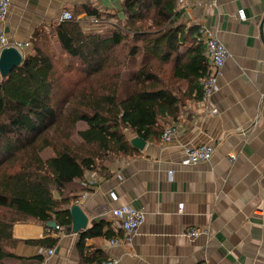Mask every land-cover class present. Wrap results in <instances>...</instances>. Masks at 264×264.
<instances>
[{"label": "crops", "instance_id": "crops-1", "mask_svg": "<svg viewBox=\"0 0 264 264\" xmlns=\"http://www.w3.org/2000/svg\"><path fill=\"white\" fill-rule=\"evenodd\" d=\"M122 1L12 0L3 33L9 42L29 43L24 58L40 35L61 22L62 13L69 12L83 25L93 22L87 8L122 18ZM178 9L186 15L187 28L205 27L227 49L218 91L211 99L218 114L209 115L194 94L183 96L186 83L177 84L179 114L159 120L158 126H173L178 132L166 144L159 137L145 141L141 151L119 155L108 163L105 175L86 173L68 209H81L87 217L85 230L102 223L103 233L116 234L119 223L111 208L130 205L144 211V224L130 245L111 247L104 237L85 240L86 248L101 251L116 264H264V0H218L216 7ZM238 10L244 12V21L238 19ZM124 134L129 141L135 138L131 130ZM201 145L215 148L211 161L179 167L184 150ZM229 155L236 160L230 162ZM90 180L96 183L86 188ZM109 190L118 197L115 203L108 199ZM46 227L15 223L12 238L20 243L13 253L23 258L41 255L44 264H82L77 244L85 230L68 233ZM193 228L206 234L188 240L184 233ZM47 238L57 240L53 248L26 244ZM45 250L53 255L47 257Z\"/></svg>", "mask_w": 264, "mask_h": 264}, {"label": "trees", "instance_id": "trees-1", "mask_svg": "<svg viewBox=\"0 0 264 264\" xmlns=\"http://www.w3.org/2000/svg\"><path fill=\"white\" fill-rule=\"evenodd\" d=\"M178 1L123 0L122 18L87 8L93 22H59L34 41L20 66L0 78V211H5L0 215V264L43 262L41 255L13 253L20 243L12 238L13 225L35 222L46 227L55 222L70 233L68 206L76 200L77 182L88 172L105 175L114 158L136 152L126 130L143 141L161 137L158 121L179 114L177 84L186 83L183 96L202 99L200 81L209 60L198 41L199 27H186ZM50 39L77 62L79 79L65 91L55 86ZM140 52L139 67L124 78ZM78 123L86 128L78 130ZM46 150L52 156L44 159ZM103 228L100 223L79 233L82 264L108 260L84 245L86 239L110 240L120 234L103 233ZM56 243L49 238L26 242L43 249Z\"/></svg>", "mask_w": 264, "mask_h": 264}, {"label": "built area", "instance_id": "built-area-1", "mask_svg": "<svg viewBox=\"0 0 264 264\" xmlns=\"http://www.w3.org/2000/svg\"><path fill=\"white\" fill-rule=\"evenodd\" d=\"M218 0H189L186 4L185 0H179L178 5L180 7H195L198 5L206 4L211 7H216ZM12 7V0H0V53L4 48L13 47L17 49L22 55L25 49L29 47V43H17L9 42L3 33L2 23L7 18L10 9ZM238 19L240 21L245 20L244 12L238 10ZM60 21H77L69 12H64L60 16ZM198 41H200L205 47V55L209 60V69L207 74L201 79L200 85L202 89L201 103L204 105L205 111L209 115H217L218 109L211 103L212 97L218 91V80L221 76L222 70L228 59V52L224 44L208 29L205 27L199 28ZM178 132L173 126H167L163 129L160 140L162 143H168L171 138ZM215 148L212 145H201L198 147H188L184 150V159L179 163V167H193L205 163H209L214 155ZM230 162L236 160L235 155L228 156ZM173 171H169L168 174L172 175ZM96 180H90L84 183L86 188H93ZM108 199L111 203H115L118 199L116 193L113 190L107 192ZM179 213L183 211V204L177 206ZM110 215L116 219L119 223L120 234L114 236L109 240L111 247H117L122 245H130L138 230L144 224L145 213L142 210L135 209L130 205H122L116 208L110 209ZM56 231H64L63 228L55 226ZM203 233L198 229H188L184 236L188 240H194ZM44 254L47 257L53 255L52 250H45ZM44 264V263H42ZM102 264H116V261L111 259L106 260Z\"/></svg>", "mask_w": 264, "mask_h": 264}, {"label": "rangeland", "instance_id": "rangeland-1", "mask_svg": "<svg viewBox=\"0 0 264 264\" xmlns=\"http://www.w3.org/2000/svg\"><path fill=\"white\" fill-rule=\"evenodd\" d=\"M47 51L52 55L54 59V68H55V86H58L60 91H65L67 88H72L74 83L78 81L79 75L76 73L77 71V62L76 60L70 59L61 49L58 42L54 39L48 40ZM143 58V54L140 52L135 59L129 64V66L125 69L123 73L124 78H130L131 74L139 67ZM163 72L167 75V66H164ZM161 69V70H162ZM99 82L102 79L98 80ZM104 83V82H103ZM86 128L84 123H78L77 129L84 130ZM73 142L78 145L80 140L74 136L72 138ZM52 156L51 150H46L42 153V158L46 159ZM5 211H0V215L2 216Z\"/></svg>", "mask_w": 264, "mask_h": 264}, {"label": "water", "instance_id": "water-1", "mask_svg": "<svg viewBox=\"0 0 264 264\" xmlns=\"http://www.w3.org/2000/svg\"><path fill=\"white\" fill-rule=\"evenodd\" d=\"M186 18V15H184ZM264 22V17L262 19V23ZM23 62L22 54L15 48L9 47L4 48L0 53V77L4 78L8 76L14 68L21 65ZM130 145L138 150H143L145 146V141L142 139L135 137L130 140ZM71 215V229L70 231L73 233H78L81 230H85L87 225V217L81 211V209L77 205L71 206L69 209ZM48 227L55 228V222H48Z\"/></svg>", "mask_w": 264, "mask_h": 264}]
</instances>
